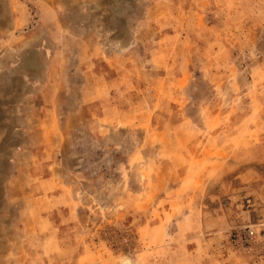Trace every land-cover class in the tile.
Returning a JSON list of instances; mask_svg holds the SVG:
<instances>
[{
	"label": "rangeland",
	"instance_id": "obj_1",
	"mask_svg": "<svg viewBox=\"0 0 264 264\" xmlns=\"http://www.w3.org/2000/svg\"><path fill=\"white\" fill-rule=\"evenodd\" d=\"M264 264V0H0V264Z\"/></svg>",
	"mask_w": 264,
	"mask_h": 264
},
{
	"label": "snow or ice",
	"instance_id": "obj_2",
	"mask_svg": "<svg viewBox=\"0 0 264 264\" xmlns=\"http://www.w3.org/2000/svg\"><path fill=\"white\" fill-rule=\"evenodd\" d=\"M128 264H131V262H128Z\"/></svg>",
	"mask_w": 264,
	"mask_h": 264
}]
</instances>
